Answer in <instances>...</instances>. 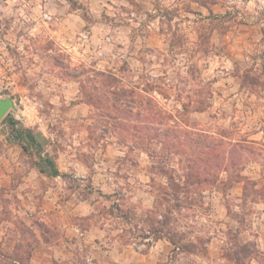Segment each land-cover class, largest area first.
<instances>
[{
  "label": "rangeland",
  "instance_id": "374dc122",
  "mask_svg": "<svg viewBox=\"0 0 264 264\" xmlns=\"http://www.w3.org/2000/svg\"><path fill=\"white\" fill-rule=\"evenodd\" d=\"M99 73L109 83L91 81ZM120 88L135 100L125 119L88 100ZM7 96L0 264H264L260 158L240 167L248 179L219 169L199 185L185 178V140L164 136L264 150V0H0ZM146 107L159 122L149 139L119 124Z\"/></svg>",
  "mask_w": 264,
  "mask_h": 264
},
{
  "label": "trees",
  "instance_id": "16d2710c",
  "mask_svg": "<svg viewBox=\"0 0 264 264\" xmlns=\"http://www.w3.org/2000/svg\"><path fill=\"white\" fill-rule=\"evenodd\" d=\"M109 78V76L99 73L96 76H93L92 80H90H94L96 84H98V82L103 84L104 82L109 83ZM132 95L131 90L120 88L109 92L106 91L105 94L98 99L94 98L93 94H89L90 98H88V100L93 103H98L106 114H109V109H114L117 114L125 119L133 114L132 109H127L130 101H135L133 100ZM139 106L142 108L141 103H139ZM136 114L138 119L137 122L130 123L121 120L119 124L129 128L133 133L143 132L145 135H148L147 139H149V135H152L150 134V131L151 129H154L153 125L159 122L156 121L155 115L149 107L138 111ZM108 116H112L116 120L120 118V116H113V114H109ZM7 121L12 128L14 137L19 140L20 143H22L25 138L32 143H36L37 140L30 128L24 127L21 122L14 117H8ZM140 136L144 137L142 134H140ZM164 136L167 137L166 145L173 148L180 143L181 140H185V146L184 144H182V146L179 144L180 146H178V149L188 154V170L185 174L187 182H196L199 185L209 183L213 176H215L214 173L219 169H224L226 172L230 169H233L234 171L237 170L238 173L231 172L229 174L232 181L233 178L237 181L244 179L246 176H242L239 173V170H241L240 167L253 158H260L264 167V150L263 148L255 147L254 144L256 142L253 140H239L227 144L224 142L225 140H223V138H217L212 134L179 128H171L170 130H167L164 132ZM23 147L26 148L25 145H23ZM46 162L54 173H58L57 166L52 159L47 157ZM162 171L167 174L165 170ZM39 227L42 235L46 236L45 241H48L50 239V237L47 236L49 230L43 228L41 225H39ZM17 260L18 259H15L14 261Z\"/></svg>",
  "mask_w": 264,
  "mask_h": 264
},
{
  "label": "water",
  "instance_id": "95a60500",
  "mask_svg": "<svg viewBox=\"0 0 264 264\" xmlns=\"http://www.w3.org/2000/svg\"><path fill=\"white\" fill-rule=\"evenodd\" d=\"M12 108H15V102L10 96L0 97V122Z\"/></svg>",
  "mask_w": 264,
  "mask_h": 264
},
{
  "label": "crops",
  "instance_id": "0c3cea01",
  "mask_svg": "<svg viewBox=\"0 0 264 264\" xmlns=\"http://www.w3.org/2000/svg\"><path fill=\"white\" fill-rule=\"evenodd\" d=\"M106 252H108V251H106Z\"/></svg>",
  "mask_w": 264,
  "mask_h": 264
},
{
  "label": "built area",
  "instance_id": "2783aa9c",
  "mask_svg": "<svg viewBox=\"0 0 264 264\" xmlns=\"http://www.w3.org/2000/svg\"><path fill=\"white\" fill-rule=\"evenodd\" d=\"M47 16V15H46Z\"/></svg>",
  "mask_w": 264,
  "mask_h": 264
}]
</instances>
